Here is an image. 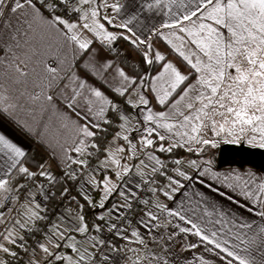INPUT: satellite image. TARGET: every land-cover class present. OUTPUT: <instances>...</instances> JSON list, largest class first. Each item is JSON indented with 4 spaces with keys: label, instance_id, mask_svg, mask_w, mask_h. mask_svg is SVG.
Returning <instances> with one entry per match:
<instances>
[{
    "label": "snow or ice",
    "instance_id": "obj_1",
    "mask_svg": "<svg viewBox=\"0 0 264 264\" xmlns=\"http://www.w3.org/2000/svg\"><path fill=\"white\" fill-rule=\"evenodd\" d=\"M94 2L95 0H0V36H10L11 41L16 42L18 47L17 38L21 34L22 27L26 26L27 29H32L36 23H46L49 26L56 27L58 31H61L67 39L75 42L79 49L84 50L85 53L91 50L93 40L83 37L82 30L94 33L103 44L108 46V53L116 51L113 47L114 41L124 39L139 52L141 63L151 66L154 62L166 61V57L161 51L154 50L153 43L149 42L147 38L140 39L133 31L131 25L138 19L136 11H133L123 22L115 25V27L128 33V35H125L124 32L109 31L105 23H101L100 19L97 18L100 15L99 6L93 7ZM195 2L196 7L192 8L186 0H138L141 10L152 11L156 9L169 17L168 20L161 22L159 26L152 25L150 32L166 41L172 50L178 53L191 69L199 74L196 84H188L183 88L179 99L175 100L173 104L175 108L186 97H189L190 92H197L195 96L189 98L186 104V108L192 110L189 114L178 110L177 113L170 116L168 112L158 111L154 113L151 108H148L143 119L149 122L154 121L160 128L171 132L174 128H177V124L167 121L174 119L175 115L182 118L178 126L181 129L188 130L176 131L175 135L180 137L183 143L177 141L166 148L161 144L160 151L162 152H172L174 147H183L184 145H188L189 152L203 151L202 148L191 147L192 144L216 147L217 142L215 140L205 138V130L211 131L216 137L222 135L232 137V142H236L243 136L246 137L248 143L264 148V0H195ZM85 5L89 7L85 8ZM173 6L177 11H173ZM104 7H111L117 12L121 9V5L118 3L108 5L107 0L104 2ZM69 13L76 14L75 21L69 16ZM13 17H15V24L13 23ZM102 19L109 26L113 25L114 18L104 15ZM80 21L89 22L81 24ZM218 26L227 29L230 37L226 38ZM163 29L178 30L179 33L186 34L190 38V43L196 45L199 51L207 57V62L200 59L195 52H186L189 41L185 40V35H178L177 31H173L171 36L175 38V41H178L177 43L169 38V35H166ZM24 35L26 36L27 32ZM141 45L144 46L143 50H141ZM6 50L10 51L11 49L7 48ZM108 53L103 48L93 51L90 59L83 64L84 78L76 72H72L70 79L75 87L65 86L66 88L70 87V91L63 93L65 107L87 121V123L80 125L78 129L84 137H95L97 135V132L93 129H99L101 125L100 123H94L90 117H95L97 121L104 120L109 106L117 112L119 119L125 122L121 125L122 128L129 121V117L119 111V106L109 98L102 87L88 83L87 76L90 74L102 81L103 84H107L104 78L105 73L113 68L114 63ZM193 57H196L195 62ZM11 66L15 68L19 78L28 75L20 64ZM229 68H234L236 74L231 75L228 72ZM45 70L52 80L59 79L57 68L46 67ZM115 73L120 80V86L114 88L115 93L123 97L134 89L139 96L141 105L150 103L149 99L140 91L145 87L146 80L149 79L146 71L143 75L140 73L130 75L123 68L116 67ZM151 79L153 80L151 90L156 93L159 104L165 105L169 98L173 96V93L185 81L189 80V76L169 60L162 64V71L151 77ZM19 82L20 80L17 79V83ZM197 85L201 86L202 89L210 90V94H207L204 90H198ZM48 86L51 87V83ZM0 88H3V85H0ZM29 98L33 101H39L41 96L33 95ZM44 99L51 102L53 97L45 95ZM196 102L199 103V107L196 106ZM81 103L86 106L82 116L80 112H77V108ZM127 103L136 106L131 99H128ZM17 107V103L12 102L11 97L0 93V109L4 113L13 116ZM217 116L221 119L217 120ZM17 122L27 129L28 126L24 122ZM105 122L111 123L110 120ZM2 123L3 120L0 118V125ZM144 131L147 135H144L140 142L145 147L152 146L154 140L150 137L157 133V129L147 127ZM157 135L160 141L165 140L164 135L158 133ZM117 136H119V133H117ZM122 138L129 142L130 148L133 150L132 156H135L136 146L131 144L127 135ZM78 144L79 146L75 147L74 151L77 153L85 152V141L81 139ZM93 146L95 147V145ZM123 151V148L116 149V152ZM26 155L23 147L10 138L5 131L0 130V171H3L5 176V178H0V198L7 199L8 193L19 192L27 187L25 184H17L15 189L10 187L7 177L14 170L28 179H35L39 176L46 178L50 183L57 179L44 164L37 165L38 171H32L29 167L24 166L21 158ZM109 158L116 166H120V159L115 158V153L109 151ZM68 159L71 160V157H68ZM151 159L155 160L157 165L161 164V161L156 157H151ZM72 163L82 166L87 165V161L84 159L74 160ZM175 163L180 164L181 161L176 160ZM211 163L212 161H205L208 166L204 167L198 175L204 176L211 173L213 179H218L220 174L212 171ZM141 164H143V161H141ZM189 164L196 169L201 167L196 160L189 161ZM130 170L128 166L123 167L124 174H127ZM152 171L156 172V167H153ZM175 171L179 176L192 180V177L184 171L180 169ZM64 175L73 180L77 179L74 171H65ZM116 175L121 176V172H117ZM249 176L254 179V174L249 173ZM232 178L241 179L238 174ZM168 179L170 181L167 186L169 190L163 191V195L171 200L174 199L172 194L178 192L183 185L178 179H173V177H168ZM224 179H229V176L226 175ZM91 183L97 187H100L102 183L103 197L96 205H93L92 198L89 196L84 198L85 202L100 209L106 207V201L120 187L113 184L107 177L102 182L92 179ZM200 183H204V181L200 180ZM255 183V192L248 189L241 193L251 200V206L241 204L239 200L235 202L247 212L259 217L262 221L259 224L255 220L240 223L223 219L212 220L213 212L208 211L207 207L203 209L202 215L197 216L196 208H190L186 212L182 207L177 210V208L169 207L168 204L156 203L154 207L159 213L165 214L163 218L161 215L149 210L145 214L147 221H141L140 223L149 233L148 239L158 244L159 252L148 247V240L140 234L139 230H133L131 237H135V241H131L129 236H123V238L130 242H138L145 253L143 256L137 255L132 264H143L144 261L147 264H179L176 250L171 248L170 244L181 234H191L198 238L197 242L185 240L180 245L181 250L193 251L203 246L205 253H212L216 258V260H212L206 258L204 254H197L191 259L186 258V264H216V261H219V264H264V179H260ZM248 184L249 181L244 182L246 189ZM208 186L209 188L212 187L211 184ZM228 187L231 188L232 185L229 184ZM64 191L67 192V189ZM152 191L155 192L156 189H152ZM119 195L124 199V203L112 205L111 208L107 209L109 213H120L121 209H132L129 195L124 191H120ZM131 195L135 196V193H131ZM223 195L230 201L234 200V197L228 196L226 193ZM15 199H19V197L16 196ZM28 199L31 200V195ZM143 203L147 205L149 201L144 200ZM255 205H259V207H254ZM0 207H3L2 203H0ZM22 207L28 209L25 212L28 220L44 219L38 211L40 208L39 203L34 206L24 204ZM83 207L84 205H78V209ZM187 213H191V215ZM218 215L223 218L227 214L220 212ZM3 216L4 214L0 212V220L3 219ZM174 218H178L180 222H184L188 226H182L179 222L173 224L172 219ZM70 219L72 223L67 228H61L60 225L52 226V235H46L47 243L38 242L37 248L44 254L42 260L34 258L37 249H33L31 253L28 252L24 237L16 231L17 227L23 229L26 225L20 223L19 220L15 221L12 227L0 232V239L4 241L0 242V253H3L0 256V264H11L8 257H11L12 260L20 259L19 252L13 251L8 246L15 247L18 242L19 248L23 249L25 254L29 256L27 264H111L112 257L102 251V246L106 244L105 240H98L93 236L91 247L94 251H89L88 248L81 250V247L78 246L80 242L72 235L73 232L86 234L90 231L85 216L78 211ZM99 219L104 221L105 216L101 215ZM228 223L233 224L234 231L229 228L225 232ZM170 224L174 229L173 231L153 234V229L167 230ZM215 225H221V227L217 229ZM95 228L97 232L102 231L99 224L95 225ZM116 229L117 225L112 223L110 230ZM115 234L122 235L119 231H116ZM65 246L70 253H75V256L62 253L61 249ZM118 251H121V249L115 247L110 249V252ZM129 251L136 254L139 250L129 249Z\"/></svg>",
    "mask_w": 264,
    "mask_h": 264
},
{
    "label": "crops",
    "instance_id": "obj_2",
    "mask_svg": "<svg viewBox=\"0 0 264 264\" xmlns=\"http://www.w3.org/2000/svg\"><path fill=\"white\" fill-rule=\"evenodd\" d=\"M104 2L105 0H98L100 13L103 11ZM186 2L189 3L190 7H196L195 0H186ZM107 3L108 5H111L113 3H118L119 5H121V9L119 12L115 11L111 7H104L107 10V15L114 18L113 25L111 26H109L107 22L103 21V19L102 21L100 20L101 23H105V26L109 31L117 33L124 32L125 35H128L125 30L119 29L115 27V25L123 22L133 11H136L138 13V19L131 25L136 35L139 36L140 39L147 38L149 42L153 43L154 50H158L156 45L157 43L168 45L167 42L164 41L161 37H158L150 32L152 25L159 26L161 22L169 19V17L165 16L163 12L156 9L152 11H148L146 9L141 10L139 8L138 0H107ZM173 11H177L175 6H173ZM12 19L13 23L15 24V17H13ZM75 20L76 18L73 19V21ZM87 22L89 21H80L81 24ZM163 31L166 35H169V38L173 39L175 38L171 36V33L173 31H177V33H179L178 30L173 29H163ZM25 32H27L26 36L24 35ZM82 36L93 40L91 50L87 53H85L84 50L79 49L78 45L75 42L67 39L61 31L57 30L56 27L49 26L46 23H36L33 25L32 29H27L26 26L22 27L21 34L17 38L19 44L18 47L16 42L11 41L10 36H0V85H3V88H0V93L11 97V101L17 103L18 105L13 116H9L8 113H4L2 109H0V118H2L3 120L2 125H0V130L5 131V133L8 134L10 138H12L15 142H17L21 147L25 149L26 153L29 151L32 145H36L43 149L45 152L49 153L53 159L46 168L51 171V173L56 178L58 177L60 170L65 169L72 164L76 166H82L72 163V161L84 159L88 162L91 158L92 153V151H90V145L94 137H84L83 133L78 130L79 126L87 123V121L78 117L76 113H74L71 109L65 107V97L63 93L70 91V87H75V84H73L70 79L71 73L76 72L78 75H81V77L84 78V62L90 59L92 52L96 49L103 48L104 51L108 53V46L106 44H103L101 40L95 36L94 33L88 30H82ZM185 40L189 41L190 43V38H188L186 35ZM113 46H115L114 42ZM141 46L144 47L143 45ZM7 48H10L11 50L7 51ZM108 54L110 58L113 59L114 63L113 68L109 69L105 73L104 78L107 81V84H103L102 81H99L98 78L93 77L90 74L87 76L88 83L93 86L102 87V90L106 91L109 98L114 102L123 101L125 103V110L123 114L128 116L130 120H134L133 117L135 116V114L138 116V121H140L141 123L139 124V126H141V128H138L139 132L136 131V134H139L136 138V141L139 140V136L141 134L147 135V133L144 131L145 128L155 127L157 129V133L159 135H164L166 139L170 140L171 144H175L177 141L183 143L181 138L175 135L176 131L188 130L179 128L178 123L182 120L181 117L175 115L174 119H169L167 121L169 123L177 124V128H174L173 131L169 132L167 129L160 128L159 125L154 121H144L143 116L147 114L148 108H151L154 113L158 111L168 112L170 116H173V114L177 113L178 110L184 111L185 114H189L190 110L186 108V104L189 101V97L192 96V92L189 93V97H186V99L184 101H181V103L175 108L173 107V104L175 103V100L179 99V95H181L182 92L169 104L168 107L166 106L165 108H163L156 98V93L151 90V84L153 82V80H151L149 83H147L146 81L145 87L140 89L141 93H143L146 98L149 99L150 103L148 105H141L139 103V98L137 99L134 96V93L136 92L134 89L130 90L125 96L122 97L118 93L114 92V88L120 86V80L119 77H116L115 68L120 67L130 75L133 74L122 63L116 60L114 52H110ZM170 56L171 54L165 62L170 59ZM13 64H20L21 68H23L28 73V75L26 77L19 78V74L16 73L15 68L11 66ZM46 67L57 68L59 79L52 80L50 75L45 70ZM17 79L20 80L19 83H17ZM193 81L194 78L188 84L192 83ZM49 83H51V87L48 86ZM66 85L70 87L66 88ZM201 90H204L207 94H210V90ZM196 94L197 92L194 95ZM33 95H40L41 99L39 101H33L29 98ZM45 95H51L53 97V100L51 102L46 101L44 99ZM91 98L95 99L94 97ZM128 99H131L133 101V104H135L136 106L134 107L132 104H128ZM198 105L199 103L196 102L197 107ZM85 109L86 106L81 103L77 108V112H80L82 116ZM111 111L112 109L109 106L105 114V119L102 121H97L95 117L90 118L94 121V123H100L102 127L105 124V121L109 119ZM17 121L24 122L28 126L27 129L22 127L21 124ZM93 130L96 131L97 129L94 128ZM157 133H154L150 137L154 140V142L156 139H158ZM81 139L85 141L86 150L83 153H77L74 151V149L75 147L79 146L78 142ZM228 142L246 143L247 140L244 138H239L236 142H232V139H230ZM111 144L112 143H110V145H108L107 147V153H105V155L101 159L96 161V171L88 178L87 188L90 189L89 194H82L80 200H67L66 205L68 208V212L66 218L56 219L53 225H60L61 228H64V225H66L64 222L72 223L70 217H74L76 213L71 209L70 206L79 204H83L84 206H86V210L91 214V220L94 219L100 227L115 218L117 213L108 212V214H102L103 216H105V220L101 221L99 219V216H101L99 215V212L100 210L104 209L88 205L84 199L86 196L91 197L94 205L97 200L96 195L100 190V187L103 188V185L101 183L100 187H97L96 185L91 183V180L95 179L97 182H102L106 178V174H109L112 171V164L109 158ZM250 145L256 146L255 144ZM158 146L159 144H153L152 146L148 147V150L152 152L148 154L146 158L148 160L145 161V165L143 166V168L132 173L133 178L130 181H124L125 185L124 190L122 191L129 195V199L132 198L131 193L136 192L139 181L152 173V168L156 165V161L151 159V157H156L157 159L161 158L159 153L160 150L157 149ZM191 147L196 148L197 145L192 144ZM183 148L188 150V145H184ZM153 151H157L158 155H155ZM68 157H71V160H69ZM184 157H187L191 160H196L201 165V167L199 169H196L191 167L189 164L188 169L184 168L182 171H184L188 176L192 177V180H188L185 179V177L173 175L174 170L180 167L179 164H176L170 171V173L166 176V178L162 179V182L156 185V191L153 192L152 197L149 199V203L147 205L144 204V206L140 210H138V212L135 214L134 221L127 226L118 243L113 246L115 248L121 249V251L110 252V249H112L113 247H110V249L106 251V253L112 257L111 264H132V262L136 260L137 255H144L145 250L138 242H130L129 240H125L123 238V236H129L131 241H135L136 238L131 237V232L133 230H139L140 234L144 236L146 240H148V247L153 251L159 252L158 244L148 239L149 233L140 223L141 221H147V217L145 214L149 210L157 213L158 215H161V217L163 218L165 214L159 213V211L154 207L156 203H165L168 204L169 207L177 208V210L182 207L186 212L190 208H196L197 216L202 215L203 209L207 207L208 211L213 212V216L211 217L212 220L223 219L225 221H234L235 223L244 221L251 222L255 220L257 224L262 222L259 217L247 212L243 207L235 202L236 200H239L241 204H248L251 206V200L247 197H244L241 193L242 191H246L248 189H251L253 192L256 191L255 182L260 179H264L262 171L255 168L241 167L238 165H228L220 167L215 166L213 163H211L212 171L218 172L220 174L218 179H213L211 173H208L204 176L198 175L200 171H203L204 167L208 166L207 164H205V161H211V159H202L191 155H187ZM249 173L254 174V179L250 178ZM237 174L241 177L240 180L232 178ZM10 175L7 177L8 179H10ZM142 175L143 177H141L140 179V176ZM226 175L229 176V179L227 180L224 179ZM168 177H173V179L180 180L181 184L183 185V187H181L178 192L172 194L174 199L171 200L163 195V191L169 190L167 187L170 184ZM0 178H5L3 171H0ZM42 179L45 180L46 178L42 177ZM200 180H203L204 183H200ZM245 181H249L247 189L244 187ZM209 184L212 185L211 188H209ZM229 184L232 185L231 188L228 187ZM172 186L178 187L177 185ZM217 189H219V191H217ZM32 193L30 194L31 200L24 199V204L33 206L36 203H39V210L42 209L40 215H42L47 209L48 205H50V197L47 198V195H43L42 185L40 183L35 184ZM224 193H226L228 196L234 197V200H228L227 197L223 195ZM116 196H112L115 197L114 205L123 204L124 199L120 200V197ZM3 200L4 199L0 198V203L3 204ZM110 204L111 202L108 204V209L111 208L109 207ZM254 207L258 208L259 205H255ZM22 208L24 209V211L28 210L24 207H21V209ZM6 211L7 209L4 205L3 207H0V212L5 214ZM220 212H224L227 215L222 218L218 215ZM187 214L191 215V213ZM3 217H5V215ZM20 217H22V215ZM13 218L14 216L12 217V219ZM193 218L195 219L196 217ZM8 221L9 220L7 218H5V222H3V220H0V232L3 231L2 229L6 224H9V222H11ZM40 222L41 220H37V223L32 230H21L24 233V243L26 247V242L31 239V234L36 230ZM178 222L181 223L182 226H188L184 222H180L178 218L172 219L173 224ZM209 227H211V225H209ZM220 227L221 225H215V228L217 229ZM229 228H231L233 231L235 230L232 223L227 224V226L225 227V232H227ZM173 230L174 229L170 224L167 230L153 229V234L163 231L171 232ZM50 233L51 234L49 236L52 235V228L50 230ZM45 238L46 235L44 239ZM180 238H182V243H178V239ZM185 240H187L186 234H181L180 237H176V239L170 244V247L176 250L179 264H186V258L191 259L194 254L197 255L195 252L193 254L191 252L188 253V251L186 252L181 250L180 245L183 244ZM197 241L198 239H196L194 242ZM38 242L44 243L42 242V240L40 241V239L38 240ZM37 245L34 249H38ZM129 249H138L139 251L138 253L134 254L133 252L129 251ZM201 249L203 250L201 254H204L206 258L216 260L212 253H205L203 246L200 248V250ZM19 251L21 253L23 249L19 248ZM10 261H12V258L10 259ZM143 264H147V262L144 261ZM216 264H219V261H216Z\"/></svg>",
    "mask_w": 264,
    "mask_h": 264
},
{
    "label": "rangeland",
    "instance_id": "obj_3",
    "mask_svg": "<svg viewBox=\"0 0 264 264\" xmlns=\"http://www.w3.org/2000/svg\"><path fill=\"white\" fill-rule=\"evenodd\" d=\"M92 6L93 7L98 6V0H95L94 4ZM84 7L87 8L89 6L85 5ZM98 10H100V9H98ZM99 13H100V11H99ZM104 15H107V10H106V8L103 7V11L100 13V15L97 18L102 21V17L101 16H104ZM218 27H220V30L224 33V36L226 38L230 37V33H228L227 29L223 28V26H218ZM177 34L178 35H186V34H180V33H177ZM171 39H173V38H171ZM173 40H174V42L178 43V41H175V39H173ZM156 45H157L158 51H161L165 56L168 55L169 53H171V56H170L169 60L172 61L184 74L190 75V73L192 71L191 67L187 64L186 61L183 60L182 57H180L178 55V53H176L174 50H172L170 45H165V44H161V43H157ZM186 52H195L197 54V56H199L200 59H202L205 62H207V57L203 53H201L199 51V49L196 47V45H194V44L189 43V45H187V47H186ZM195 58L196 57H193V61L194 62H195ZM160 71H162V66H161L160 70L157 73H155V74L157 75ZM228 72L231 75H235L236 74L234 68H229ZM198 76H199V74L196 73V75L193 77L194 81L192 83H190V84H196ZM197 89L201 90L202 88H201V86L197 85ZM147 90H148V88H147ZM195 93L196 92H192L191 93L192 96H195L194 95ZM153 95H151V96H153ZM134 96L137 99L139 98V96L137 95V92L134 93ZM169 104L167 105V107L169 106ZM198 107H199V105H198ZM163 108H165V107H163ZM133 119L134 120H130L129 119L128 123L123 128L121 127V125L125 124V122L123 120L119 119L118 129H117V131L114 133L113 137L109 141L108 145H110V143H112L111 147H110L111 148V152L115 153V158L120 159V166L119 167L116 166L112 162V159L110 158L111 164H112V171L109 174H106L107 175L106 177L113 184L119 185L120 187L112 193V195L109 197L108 201H106V207L104 208V210H100L99 215L108 214V211H107L108 204L111 202L109 207H112V205H114V202H115V199H114L115 197H112V196H114V195L116 196L117 195L116 197H120V200H123V198L119 195V192L124 190V185H125L124 181H130L133 178L132 173H134L136 171H139L141 168H143V166L145 165V161L148 160V159H146L148 154L152 152V151L148 150V147H145L140 142L141 138L143 137L144 134H141L139 136V140L136 141V138L139 135V134H136V131L139 132L138 128H141V126H139V124H141V123H140V121H138V116L136 114L133 117ZM216 119L220 120L221 118L219 116H217ZM117 133H119V136H117ZM125 135L128 136L129 141H131V144L136 146V148L134 150L136 152L135 156H132V151L133 150L130 148L129 142L125 141L122 138ZM204 136L207 139H212V140H215L217 142L216 143V147L205 146V145H197V147L202 148L203 151L208 152L209 155L210 154L212 155L215 152H219L220 146L222 144H224V143H227L230 139H232V137H228V136H224V135H222L220 137H216V136H214V134L211 131H208V130H205ZM240 138L241 139L242 138L246 139V137H243V136L240 137ZM157 140H159V139H156L155 141H157ZM167 140H169V139H167ZM229 143H231V142H229ZM239 143H241V142H237L236 144H239ZM170 144H171L170 140H169L168 144H164L163 143L165 148L168 147ZM245 144H247L249 146H252V145H250V143L248 144V142H246ZM160 145L161 144H159V146L157 147L158 150H160ZM254 147H258V146H254ZM117 148H123L124 151L123 152H116ZM180 148H183V147H180ZM184 150H186V149H184ZM186 151L189 152L188 150H186ZM203 151H201V152H203ZM153 153L155 155H158L157 151H153ZM189 153L193 154V155L190 154L191 156H195L199 152L194 151V152H189ZM210 156L207 159H210ZM211 158H213V156H211ZM178 160H180L181 163L179 164L180 167H178L176 169H180L182 171L184 168H187V169L189 168V161H191V159H189L187 157H183V158H179ZM141 161H143V164H141ZM155 164H156V162H155ZM124 166H128L131 169L127 174L123 173V167ZM155 166H157V164ZM175 170L173 172L174 176L178 175V173ZM117 172H121V176H117L116 175ZM137 177H139V176H137ZM141 177H143V175L140 176V179H141ZM32 195H33V193H32ZM28 197H25V200L28 199ZM96 197H97V200H96L94 205L98 204L99 198L101 199L103 197V188L100 187V190L98 191ZM24 203H25V201H23L20 205H18V209L16 210L15 214H11L9 212V210H7L5 212V214H4L5 217H3V219H2L3 222H5V218H7L11 222L8 221L9 224H6L3 227V229H2L3 231H1V232H4L5 229L12 227L14 222L17 221V220H19L20 223H24L26 225V227L23 228V229H25V231H27V230L29 231L30 229L32 230L35 227V224L37 223V220H34V221L28 220V217L25 215V212L28 211V210L24 211L23 208L21 209V207H22V205ZM38 211L41 214L42 209L38 210ZM102 212H104V213H102ZM16 215H17V217H16ZM21 215H22V217H20ZM13 216H14V218L12 219ZM41 216H43V214ZM86 222L89 224V228H90V231L88 233H86V234H78V233L73 232L72 235H74L76 237V240L80 242V244H78V246L81 247V250H83L84 248H88L89 251H94V249H92V247H91V244L93 242L91 238L93 236H95L99 240L100 233L96 231L95 225H97V223H96V221L94 219H92V220H87L86 219ZM54 223H55V221H54ZM64 223L66 224V225H64V228L69 227L70 224H71V223H68V222H64ZM52 226L53 225H51L50 228H49V231L47 233L48 236L51 234L50 230H51ZM23 229H20L19 227H17L16 231L19 232V234L24 237V233L21 231ZM47 234L39 236L40 241L42 240V242L47 243L46 238L44 239L45 235H47ZM186 236H187V240L190 241V242H194L196 239H198L197 237H194L191 234H186ZM178 237H180V236H178ZM0 242H4V241L2 239H0ZM178 243H182V238L178 239ZM8 246L11 247L13 251H17V252L20 253L19 244H17V246H15V247H13L11 245H8ZM198 250H200V249H198ZM198 250L188 251V253L191 252V253L194 254V252H195L196 254H201L203 252L202 249L200 251H198ZM61 252L65 253V254H72V255L75 256V253H70L66 246L61 249ZM2 255H3V253H0V256H2ZM43 256H44L43 252H41V251L38 252V249H37V254H36V256L34 258L37 259V260H42ZM193 256H195V254ZM27 258L29 259V256L26 255L23 251H21L20 259H19L20 264H27V261H28ZM8 259L10 260L11 257H8Z\"/></svg>",
    "mask_w": 264,
    "mask_h": 264
},
{
    "label": "built area",
    "instance_id": "obj_4",
    "mask_svg": "<svg viewBox=\"0 0 264 264\" xmlns=\"http://www.w3.org/2000/svg\"><path fill=\"white\" fill-rule=\"evenodd\" d=\"M69 16H71L72 19L76 18L75 13H69ZM115 103L119 106V111L121 113H124L125 103L123 101H117ZM114 112L117 114L116 111ZM41 150L46 155L45 160L43 161L42 164H44L45 167H47V165L52 161L53 158L49 153L45 152L43 149ZM92 155L95 156L96 154L93 153ZM159 160L161 161V164L154 166L156 167L157 171L156 172L152 171L151 174L147 175L145 178L139 181V187L135 192V196H132V198L130 199L133 206L132 209L131 210L121 209L120 213H117L112 221L100 227L102 229V231L100 232V236H101L100 239L106 241V244L102 246V251L104 253H106V251L110 249V247L114 246L117 243V241L121 238V236L125 232V228L134 221V214L136 213V211L140 210L144 206L143 201L144 200L149 201V199L152 197L153 195L152 189H155L160 176L164 173L165 169L170 164V159L168 156H163ZM96 168H97L96 160H89L86 166H76L72 164L67 168L60 170L57 179L61 180L65 184L67 189V192H65L64 194V199L80 200L82 194L85 193L88 195L90 192V189L87 188L88 178L90 177L91 174H93L96 171ZM65 171H69V172L74 171L76 173L77 179L73 180L68 178L67 176L64 175ZM36 183H40L42 185L43 195L45 194L47 195V198H49L53 193L52 183H50L46 179L45 180L42 179V177L37 176L35 179H27L25 183L27 187L21 189L17 195L13 192L8 193L7 199L3 200V205L5 206V208L7 210H10L11 214H14L16 209L18 208V205L25 199V197H28L32 193ZM16 196H18L19 199H15ZM66 216H67V211L62 202H60V204H57L56 206L47 208L43 213L44 219L41 220L36 230L31 234V239L28 240L27 242L28 252L31 253L32 250L35 248V246L38 243L40 235L48 233L49 228L51 225L54 224L55 219L57 218L65 219ZM129 221H131V223H129ZM112 223H115L117 225L116 230H110V226ZM116 231L121 232L122 235H116L115 234ZM11 264H20V261L12 260Z\"/></svg>",
    "mask_w": 264,
    "mask_h": 264
},
{
    "label": "trees",
    "instance_id": "obj_5",
    "mask_svg": "<svg viewBox=\"0 0 264 264\" xmlns=\"http://www.w3.org/2000/svg\"><path fill=\"white\" fill-rule=\"evenodd\" d=\"M114 43H115V46L113 47L116 49V51L114 52L116 60L122 63L132 74L140 73L141 75H143L146 71L149 77V79H147V82L148 81L150 82L152 80L151 77H153L155 73H157L160 70L162 64L164 63V61L154 62L151 66L143 64L141 63V57H140L139 52L128 41L124 39H120L118 41H114ZM143 49L144 47L141 46V50ZM170 54L171 53L165 56L166 59L169 57ZM195 75H196V72L192 69L190 75H188L189 80L185 81L184 84H182L180 88H178L177 91L173 93V96L169 98L168 102L165 105H161V106L166 107L171 101H173V99L176 98L182 92V89L187 86V84L193 79ZM108 120H110L111 123L105 122V124L102 127L96 130L97 135L93 138L91 145H90V151H92V153H91V158L89 160L97 161L101 159L105 155V153H107V147H108L109 141L113 137L114 133L117 131L118 126H119V116L112 110ZM168 142L169 140L167 139H165L164 141L157 140L154 142V145L163 144V143L168 144ZM93 145H95V147ZM93 153L96 155L93 156L92 155ZM160 153H161L160 154L161 157L163 156L169 157L170 164L165 169V172L162 174L161 178H159L158 183H161L162 179H165L166 176L170 173V171L174 168V166L176 165L175 163L176 160L191 154L180 147H174L172 152L160 151ZM26 154L27 155L22 158V162L24 166L29 167L30 170L32 171H37L38 170L37 165L42 164L43 161L45 160V156H46L45 153L38 146L32 145V147L29 149V151ZM210 155L208 152L203 151V152L197 153L194 157L207 159L209 158ZM211 156H213V158H211ZM211 156H210V159L212 163L215 166H220L218 163V152H215ZM228 165H238L241 167L255 168L257 170L262 171L263 176H264V168L257 167L254 164H248V163L242 162V163H237V164H224V165H221L220 167H224ZM27 179L28 178L23 177L22 174L14 170L10 175L9 183L12 188H16L17 184H25ZM51 183L53 185V189H52L53 193L50 196V199H49L50 205H48L47 208L56 206L57 204H60V202H62L66 208V211L68 212V208L66 205L67 200L64 199V194H65L64 190L66 189L65 184L59 179ZM13 193L17 195L19 192L13 191ZM79 205H83V204H79ZM70 207L72 210L75 211V213L79 211V213L84 215L87 220H91V214L89 211L86 210L85 208L86 206H84L82 209H78V205H71ZM137 212L138 211H136V213ZM135 214H134V218H135ZM100 232L101 231H99V233Z\"/></svg>",
    "mask_w": 264,
    "mask_h": 264
},
{
    "label": "water",
    "instance_id": "obj_6",
    "mask_svg": "<svg viewBox=\"0 0 264 264\" xmlns=\"http://www.w3.org/2000/svg\"><path fill=\"white\" fill-rule=\"evenodd\" d=\"M242 162L264 168V149L249 146L244 142L239 144L227 142L220 146L218 152V163L220 166Z\"/></svg>",
    "mask_w": 264,
    "mask_h": 264
},
{
    "label": "flooded vegetation",
    "instance_id": "obj_7",
    "mask_svg": "<svg viewBox=\"0 0 264 264\" xmlns=\"http://www.w3.org/2000/svg\"><path fill=\"white\" fill-rule=\"evenodd\" d=\"M263 168V167H262Z\"/></svg>",
    "mask_w": 264,
    "mask_h": 264
}]
</instances>
